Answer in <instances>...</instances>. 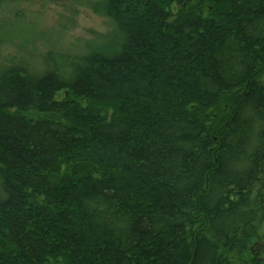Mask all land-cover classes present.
<instances>
[{"label":"trees","instance_id":"trees-1","mask_svg":"<svg viewBox=\"0 0 264 264\" xmlns=\"http://www.w3.org/2000/svg\"><path fill=\"white\" fill-rule=\"evenodd\" d=\"M85 4L82 53L0 50V264H264V0Z\"/></svg>","mask_w":264,"mask_h":264},{"label":"rangeland","instance_id":"rangeland-1","mask_svg":"<svg viewBox=\"0 0 264 264\" xmlns=\"http://www.w3.org/2000/svg\"><path fill=\"white\" fill-rule=\"evenodd\" d=\"M113 28V23L95 14L85 0H0V50L4 55L50 51L55 57L74 56L82 53L86 44L101 42L100 36ZM65 96L59 92L55 99ZM103 112L111 114L110 109ZM23 114L35 120L45 117L36 111ZM212 114L216 118L218 112Z\"/></svg>","mask_w":264,"mask_h":264},{"label":"water","instance_id":"water-1","mask_svg":"<svg viewBox=\"0 0 264 264\" xmlns=\"http://www.w3.org/2000/svg\"><path fill=\"white\" fill-rule=\"evenodd\" d=\"M216 162V161H215Z\"/></svg>","mask_w":264,"mask_h":264}]
</instances>
